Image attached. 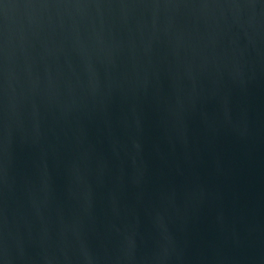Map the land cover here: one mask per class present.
Here are the masks:
<instances>
[{"label":"water","instance_id":"obj_1","mask_svg":"<svg viewBox=\"0 0 264 264\" xmlns=\"http://www.w3.org/2000/svg\"><path fill=\"white\" fill-rule=\"evenodd\" d=\"M0 264H264V0H0Z\"/></svg>","mask_w":264,"mask_h":264}]
</instances>
